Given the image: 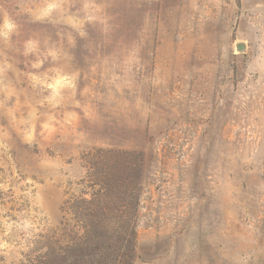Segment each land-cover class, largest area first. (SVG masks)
<instances>
[{
	"label": "rangeland",
	"instance_id": "374dc122",
	"mask_svg": "<svg viewBox=\"0 0 264 264\" xmlns=\"http://www.w3.org/2000/svg\"><path fill=\"white\" fill-rule=\"evenodd\" d=\"M106 189L133 264H264V0H0V264Z\"/></svg>",
	"mask_w": 264,
	"mask_h": 264
},
{
	"label": "trees",
	"instance_id": "16d2710c",
	"mask_svg": "<svg viewBox=\"0 0 264 264\" xmlns=\"http://www.w3.org/2000/svg\"><path fill=\"white\" fill-rule=\"evenodd\" d=\"M113 195L112 189H106L92 195L89 200L81 199L80 205L73 206L72 211L77 221L82 223L83 233L73 234L63 246L48 248L28 264H133L135 233L130 224L132 209L101 206L99 202ZM108 217L116 219L109 229L102 222Z\"/></svg>",
	"mask_w": 264,
	"mask_h": 264
},
{
	"label": "water",
	"instance_id": "95a60500",
	"mask_svg": "<svg viewBox=\"0 0 264 264\" xmlns=\"http://www.w3.org/2000/svg\"><path fill=\"white\" fill-rule=\"evenodd\" d=\"M237 50L238 51H243L244 50V46L242 44L237 46Z\"/></svg>",
	"mask_w": 264,
	"mask_h": 264
}]
</instances>
